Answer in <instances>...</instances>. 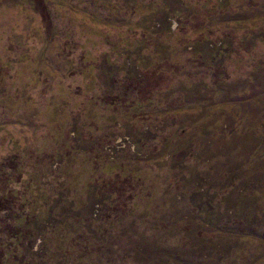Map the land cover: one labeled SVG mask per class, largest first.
<instances>
[{
    "label": "rangeland",
    "instance_id": "obj_1",
    "mask_svg": "<svg viewBox=\"0 0 264 264\" xmlns=\"http://www.w3.org/2000/svg\"><path fill=\"white\" fill-rule=\"evenodd\" d=\"M0 264H264V0H0Z\"/></svg>",
    "mask_w": 264,
    "mask_h": 264
},
{
    "label": "trees",
    "instance_id": "obj_2",
    "mask_svg": "<svg viewBox=\"0 0 264 264\" xmlns=\"http://www.w3.org/2000/svg\"><path fill=\"white\" fill-rule=\"evenodd\" d=\"M12 163H13V161H12ZM15 237H18V235H15ZM15 237H14V238H15ZM19 239H20V238H19ZM15 240H17V239H15Z\"/></svg>",
    "mask_w": 264,
    "mask_h": 264
}]
</instances>
